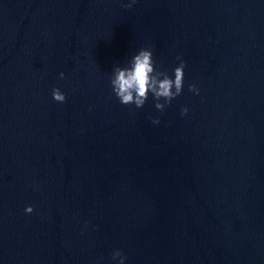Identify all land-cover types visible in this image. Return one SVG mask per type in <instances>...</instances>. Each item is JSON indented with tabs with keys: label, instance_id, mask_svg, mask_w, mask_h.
I'll return each instance as SVG.
<instances>
[{
	"label": "water",
	"instance_id": "95a60500",
	"mask_svg": "<svg viewBox=\"0 0 264 264\" xmlns=\"http://www.w3.org/2000/svg\"><path fill=\"white\" fill-rule=\"evenodd\" d=\"M125 3L0 0V264H264V0ZM145 46L163 113L108 84Z\"/></svg>",
	"mask_w": 264,
	"mask_h": 264
},
{
	"label": "clouds",
	"instance_id": "9594fccd",
	"mask_svg": "<svg viewBox=\"0 0 264 264\" xmlns=\"http://www.w3.org/2000/svg\"><path fill=\"white\" fill-rule=\"evenodd\" d=\"M136 0H128L124 7H132ZM178 64L170 71L157 64L154 50L151 46L140 47L123 63L114 64L108 77L112 94L123 105H134L139 109L144 107L151 97L154 108L163 113L174 99L184 91L186 62L176 57ZM63 79L65 73H59ZM188 90L195 95L200 94L197 83H190ZM52 99L58 103L67 100V94L59 87H53ZM189 113L188 106H181L180 115ZM153 124H159V116L151 117ZM34 207L29 204L24 208L26 214H32ZM115 264H127L128 257L122 249L112 252Z\"/></svg>",
	"mask_w": 264,
	"mask_h": 264
}]
</instances>
